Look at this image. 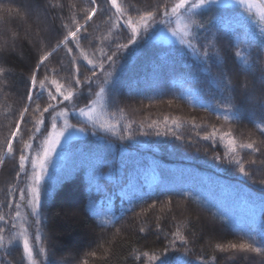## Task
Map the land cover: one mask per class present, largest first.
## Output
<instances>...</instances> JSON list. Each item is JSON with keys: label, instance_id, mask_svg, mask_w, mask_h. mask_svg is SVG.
Listing matches in <instances>:
<instances>
[{"label": "trees", "instance_id": "16d2710c", "mask_svg": "<svg viewBox=\"0 0 264 264\" xmlns=\"http://www.w3.org/2000/svg\"><path fill=\"white\" fill-rule=\"evenodd\" d=\"M174 1L117 0L124 13L117 25L111 0H0V264H159L165 254L169 264L177 258L185 264H264V36L242 8L211 7L195 19L205 26L195 28L199 58L185 46L156 41L130 46L127 55L116 49L131 44L125 19L138 26L143 12L159 6L160 17ZM94 6L96 14L73 39L70 32L85 24ZM101 50L120 66L104 88L119 135L114 144L108 135L99 140L72 116L90 134L71 144L67 161L41 185L37 224L26 202L31 160L50 128L49 116L63 104L51 82L71 91L74 102L91 98L102 72L97 68L93 77L84 56L95 63ZM46 52L53 54L40 66ZM77 68L80 85L74 83ZM49 103L55 107L43 112ZM41 118L44 124L37 125ZM17 123L20 132L12 140ZM26 143L32 147L24 149ZM249 143L259 151L242 147ZM21 150L28 156L23 170ZM233 243L261 252L229 248Z\"/></svg>", "mask_w": 264, "mask_h": 264}, {"label": "rangeland", "instance_id": "374dc122", "mask_svg": "<svg viewBox=\"0 0 264 264\" xmlns=\"http://www.w3.org/2000/svg\"><path fill=\"white\" fill-rule=\"evenodd\" d=\"M178 2L179 0H175L174 3L169 8H167L169 11V17L164 18L166 21L165 23H155L147 31L141 28L135 43H131L127 48H125V51L123 52L124 55H127L129 53L130 46H137L138 48L143 43L156 41V43L158 42L159 44H163L166 46H185L196 58H199L196 50L197 43L195 42V19L200 12L211 7L242 8V14L246 16V20L255 25L259 29V31H261L260 34L264 36V0H244V3L236 2V0H224L225 4L223 5H210L201 9H197L195 14H192L189 8H185L181 9L177 15H172L171 8ZM161 14L160 17L159 15L157 16V20L161 19ZM185 21L194 22L187 30V34H185ZM137 27H139V25ZM173 30L177 32L176 35H173ZM187 41H191V43L195 46V49L189 47ZM117 65L112 64V66H108L103 70L102 81H99V85L96 88L94 94L93 92L89 93L91 98L83 99V96L76 102L72 101V99L69 101L63 100L62 106L55 108L49 116L50 120L48 122L50 123V128L48 129V132L45 136H42L37 140V151L34 154L33 159L31 160L32 175L30 176V196L26 201L29 206V202L31 200L30 188L31 186H33L34 176L41 177V179H39L35 183V186L41 189V185L45 181H47L54 172L60 169L61 166L67 161V159L71 155V144L75 140L86 138L90 134L83 126L73 124L71 122L72 116L80 117L84 122L88 123L87 127H91V132L96 138L101 140L104 135H108L110 138L109 144H114L115 139L119 135V124L117 122H113L108 115L106 92L100 94V88H105V85L107 86V84L113 80L118 69L120 68V66L117 67ZM109 73H111V75H109ZM64 103L66 104V106H63ZM80 109H86V112L82 114L80 112ZM133 113H136V115H138L137 110H134ZM53 122H55L56 124L55 132L57 133L64 129L65 125H67V131H65L64 133V138L61 139V142L58 145L54 144V130L51 127V124ZM80 129H83V131H80ZM129 140H131L132 144H136L131 138H129ZM48 149H52V151L47 160H45V152ZM41 165H43V168L41 167Z\"/></svg>", "mask_w": 264, "mask_h": 264}, {"label": "snow or ice", "instance_id": "6c2138e0", "mask_svg": "<svg viewBox=\"0 0 264 264\" xmlns=\"http://www.w3.org/2000/svg\"><path fill=\"white\" fill-rule=\"evenodd\" d=\"M236 2L244 3V0H236ZM111 3L116 8V20L114 21V23L119 25V21L124 18V13L122 12L121 7L117 4V0H111ZM93 4L95 5V0H93ZM223 4H225L224 0H179V2L174 4L173 7L171 8V14L172 15H177L180 12L181 9H185V8H189L191 10L192 14H195L197 9H201V8H204V7H207V6H210V5H223ZM158 12H159V6L157 7L156 10L143 12L139 16V27H137V25L132 21V19L130 17L124 20V23L131 29V36L129 37V40H130L131 43H135L136 38L139 35L141 28H143L145 31H147L155 23H165L166 22L164 18L169 17V11L167 9V6L166 5L164 6V11L161 14V19L160 20H157V13ZM95 14H96V6H94L90 10V13L86 16L85 24L81 25L80 27H78L76 31L70 32V36L73 39H76L77 32L80 31V28H85L86 29L87 22L91 21L92 17ZM109 19H112V18L110 17ZM192 23H194V22L185 21V28H186L185 34H187V30L189 29V27H190V25ZM204 27L205 26H204V24L202 22L195 24V28L198 29V30H204ZM176 34H177V32L175 30H173V35H176ZM66 44H67V41H65V45ZM187 44H188L189 47H192V48L195 49V46L191 43V41H187ZM57 47H60V45H57ZM77 47H79V42L78 41H77ZM127 47H128L127 44H119V43L116 44V49H118V50L125 49ZM54 51H55V49H53V52ZM67 51L69 53H71L72 49L68 48ZM53 52H46L42 57H40L39 61H38L39 65L40 66H44L45 61H47L49 59V57L52 56ZM203 55L207 56L208 55L207 51H205L203 53ZM236 55L237 56H241V53L237 52ZM105 58L107 59V61L110 64H114L115 63V61L113 60V56L112 55H108L107 53L103 52L102 50L100 52V57L98 58L97 62H95V63L93 62V60L88 59V57L86 55L84 56V59L87 61V64L92 66L91 69H89V71L92 72V76L93 77H95L97 75V73H96V69L97 68H99L100 71L103 72ZM241 58L244 59L245 63H247L246 58H244V57H241ZM2 71L3 70L0 69V72H2ZM36 71L37 72L39 71V67L36 69ZM109 75H111V73H109ZM36 79H37L36 75L33 74L32 77H31V90H30V92H29V94L27 96V100H28L29 103L34 102L32 93L35 91ZM84 80L89 86L93 83V80H92L91 77L85 76ZM51 83L53 85H55L56 93H58L63 98V100L69 101V100L72 99L73 93L71 91H69L67 94H65L61 90L62 89V85L59 84L56 80H52ZM74 83L76 85H80L81 84V80L79 78V68H77V77H76ZM104 92H105V89L103 87H101L100 88V94H103ZM49 98H50L51 101H55L57 99V96L53 95L50 92L49 93ZM54 107H55V105H53L52 103H49L48 107L43 109V112H48L49 108H54ZM28 110L29 109L27 107H25L23 109V111L20 114V122L24 121V113H27ZM37 110L39 111V106L37 107ZM80 112L83 114V113L86 112V109H80ZM41 115H42V113H41ZM225 118L227 119V117H225ZM53 121H54V118H53ZM173 123H175V121ZM42 124H44V120L41 118V119H39L37 121V125H42ZM51 127L54 130L53 131V135L55 136L54 144L58 145L61 142V139L64 138V133H65V131H67V125H65V128L62 129L61 131H59L58 133L55 132V129H56L55 122H53L51 124ZM35 131L39 132L40 128L37 126ZM80 131H83V129H80ZM19 132H20V127H19V123H17L15 130L11 134V139L14 140L16 138V136H17V133H19ZM159 134L160 133L157 132V135H159ZM145 135H147V133H145ZM211 135H215V133L213 132ZM209 138L210 137H205V139H209ZM31 147H32V145L29 144V143L24 144V149H30ZM242 147H246L248 149H252L253 151H259V149L254 148L251 143H249L247 145H243ZM7 150H8L9 153H11L13 151V146H12L11 141H9L7 143ZM51 151H52V149H48L45 152V160H47V158L50 156ZM27 160H28V156H26L24 154V151L21 150V153L19 155V167H20L21 170L25 169V165H26ZM2 163H3V161H0V164H2ZM235 163L239 167V172L241 174H243L245 176L249 175L248 172L245 169V166L239 160L235 161ZM41 167L43 168V165H41ZM33 179H34V183H33V186H31V188H30L31 200H30L29 203H30V206H31L33 212L37 216L36 223L38 224L39 223V211H38V209H39V206H40V189H39V187L35 186V183L39 179H41V177L34 176ZM27 196H28V193H26L23 189H21L19 191V198H20L21 201H26L27 200ZM169 203H171V201H169ZM152 207H155V205H153ZM16 216L17 217L20 216V212L19 211L16 212ZM4 219H5V217L3 215H0V221H3ZM25 232H26V230H25ZM176 235L180 236V233L177 232ZM37 238H39V237H37ZM0 239H2V237H0ZM181 241L183 243H187V241L184 240L183 237H181ZM220 247H221V250L223 251L224 250L223 247L222 246H220ZM228 247L231 248V249L239 248V249H247V250L255 251V252H258V253L261 252V249L253 248L251 244H247V243H244V244H235V243H233V244L228 245ZM24 250L27 253L28 257L31 259L32 256H33V250L29 246L28 239H27L26 236L24 238ZM41 251H43V249H41ZM153 259H156V257H153ZM33 264H34V262H33ZM84 264H87V262L85 261ZM159 264H169V259H168L166 254H165V256L163 258L159 259ZM176 264H185V262H184V260L182 258H177L176 259Z\"/></svg>", "mask_w": 264, "mask_h": 264}]
</instances>
